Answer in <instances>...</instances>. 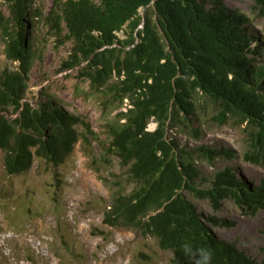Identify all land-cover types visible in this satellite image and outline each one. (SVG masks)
<instances>
[{
    "label": "trees",
    "instance_id": "obj_1",
    "mask_svg": "<svg viewBox=\"0 0 264 264\" xmlns=\"http://www.w3.org/2000/svg\"><path fill=\"white\" fill-rule=\"evenodd\" d=\"M253 1L264 18V0ZM0 2V36L17 63L0 75L7 174L28 172L35 158L57 168L80 139L94 140L119 168L105 224L156 237L173 252L171 264H264L212 228L234 223L205 216L195 202L219 210L231 200L252 217L264 210V179L257 184L229 165L209 176L197 164L236 157L204 142V127L239 130L244 160L264 164V36L245 14L222 0H52L47 11L36 0ZM34 29L66 47L59 71H76L103 111L127 103L100 131L50 86L28 99L32 69L43 62ZM180 134L200 143L189 147Z\"/></svg>",
    "mask_w": 264,
    "mask_h": 264
},
{
    "label": "rangeland",
    "instance_id": "obj_2",
    "mask_svg": "<svg viewBox=\"0 0 264 264\" xmlns=\"http://www.w3.org/2000/svg\"><path fill=\"white\" fill-rule=\"evenodd\" d=\"M222 1L245 14L249 24L264 36V18L258 16L253 0ZM51 4L52 0H36L35 6L47 11ZM1 11L5 12V7L0 2ZM32 33L36 48L43 51V62L32 69L28 99L42 87L50 86L62 106L86 116L97 132L126 107L127 103L103 111L87 81L75 78L76 71H59L67 55L66 47H55L53 38L43 30L34 29ZM5 47L0 36V75L5 69L17 67L7 58ZM68 73L71 75L67 76ZM45 75L50 80L42 81ZM155 128L156 124L150 123L149 129ZM204 131V142L226 147L236 154L232 161L218 160L215 166L198 159L204 174L213 176L218 168L229 165L257 184L264 179V164L244 160L246 144L239 130L204 127ZM178 137L189 147L200 143L185 134ZM3 159L4 152L0 150V264H171L173 252L161 249L156 237L103 222L119 189V168L116 160L101 157L94 140L85 143L80 139L72 154L57 168L35 158L28 172L9 175ZM195 202L205 216L234 223L212 226L218 236L264 262V210L252 217L243 214L231 200L224 201L219 210H214L207 200Z\"/></svg>",
    "mask_w": 264,
    "mask_h": 264
}]
</instances>
